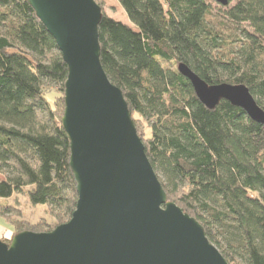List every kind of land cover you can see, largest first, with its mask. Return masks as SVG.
I'll return each instance as SVG.
<instances>
[{
  "label": "trees",
  "instance_id": "trees-1",
  "mask_svg": "<svg viewBox=\"0 0 264 264\" xmlns=\"http://www.w3.org/2000/svg\"><path fill=\"white\" fill-rule=\"evenodd\" d=\"M95 1L103 68L124 92L168 199L203 225L230 264H264V124L227 100L208 108L178 70L186 63L209 84H245L264 109V0L231 1L227 21H215L212 0H117L133 26ZM67 76L29 2L0 0V215L25 193L53 217V225L12 222L14 235L50 231L76 209L62 126ZM51 86L61 92L55 102Z\"/></svg>",
  "mask_w": 264,
  "mask_h": 264
},
{
  "label": "water",
  "instance_id": "water-1",
  "mask_svg": "<svg viewBox=\"0 0 264 264\" xmlns=\"http://www.w3.org/2000/svg\"><path fill=\"white\" fill-rule=\"evenodd\" d=\"M27 1L68 66L62 126L78 201L71 218L50 231H22L10 244L0 238V264H230L203 225L168 199L124 92L103 68L101 6ZM178 70L208 108L227 100L264 124V109L247 85L209 84L186 63Z\"/></svg>",
  "mask_w": 264,
  "mask_h": 264
},
{
  "label": "rangeland",
  "instance_id": "rangeland-1",
  "mask_svg": "<svg viewBox=\"0 0 264 264\" xmlns=\"http://www.w3.org/2000/svg\"><path fill=\"white\" fill-rule=\"evenodd\" d=\"M234 3V2H233ZM232 3V4H233ZM106 11L115 19L121 20L122 22L133 26L132 22L128 18L124 9L117 0H104ZM214 7V16L215 21L224 19L228 20L226 17L227 8L219 3L212 1ZM228 26L230 29L233 28V25L228 21ZM47 97L51 102H55L56 98L61 95V92L56 87H49L47 89ZM138 119L140 127L145 130L147 129V123L139 118L137 114L134 115ZM162 178H164L161 172L158 173ZM8 204L13 208V212L7 215H0V238H5L12 240L14 237V232L12 229L13 223L23 221L30 224H44V225H53V217L50 214V210L47 206H34L30 203L28 195L25 193H16L8 200ZM54 229V228H53Z\"/></svg>",
  "mask_w": 264,
  "mask_h": 264
}]
</instances>
